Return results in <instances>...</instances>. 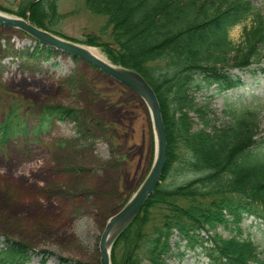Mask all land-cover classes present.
I'll list each match as a JSON object with an SVG mask.
<instances>
[{
	"label": "trees",
	"instance_id": "trees-1",
	"mask_svg": "<svg viewBox=\"0 0 264 264\" xmlns=\"http://www.w3.org/2000/svg\"><path fill=\"white\" fill-rule=\"evenodd\" d=\"M56 1L12 0L16 9L0 5V10L28 18L35 27L57 34L51 27L62 17ZM83 2L91 14L105 17L100 30L107 26L109 36L102 43L97 41L98 36H88L86 43L100 46L112 64L131 68L146 81L157 99L165 132L159 182L131 223L111 243L109 264H135L137 248L148 237L144 226L149 212L160 205L164 210L161 223L152 227L156 236L147 243L149 264H164V259L171 257L178 260L195 249L206 264H264L254 253L251 239L247 235L240 237L236 227L240 214L264 226V135L254 136L255 114L246 107L237 109L224 104L228 124L213 133L205 128L203 109L185 94L190 85H213L216 93L239 87V77L228 71L250 73L249 66L258 63V50L264 46L260 10L250 0ZM236 24L241 26L234 42L228 32ZM32 40L33 46L19 52L21 61L29 59L39 67L38 59L48 60L53 55L80 60ZM258 70L264 73V68ZM9 106L0 122L1 145L8 137L28 130L25 118L19 116L21 107ZM36 110L37 123L32 133L55 119L77 121L81 115L78 110L59 105H44ZM24 113L27 116L30 110ZM189 113L198 120L197 128ZM177 172L189 173V179L176 185L163 182ZM213 222H230L237 233L224 239L209 233L207 228ZM171 230L175 231V240L169 246L164 240L158 241L159 236ZM28 256L26 248L9 242L0 249V264H25Z\"/></svg>",
	"mask_w": 264,
	"mask_h": 264
},
{
	"label": "rangeland",
	"instance_id": "rangeland-1",
	"mask_svg": "<svg viewBox=\"0 0 264 264\" xmlns=\"http://www.w3.org/2000/svg\"><path fill=\"white\" fill-rule=\"evenodd\" d=\"M250 2L264 18V0ZM0 5L16 9L12 0H0ZM56 5L62 17L51 26L57 34L51 33L97 50L112 64L100 46L86 43L88 36L95 35L99 43L109 40L108 27L100 30L105 17L91 14L83 0H57ZM240 26L229 29L231 41L237 39ZM28 37L20 29L0 25V122L12 104L21 107L19 116L28 127L26 134L8 137L0 144V249L11 241L23 246L29 255L25 264H40L41 260L43 264H98L105 219L134 192L154 155L148 113L132 90L81 59L53 55L38 59L39 67L29 59L21 61L19 52L34 45V38ZM258 51V63L249 66L250 73L229 69V74L239 77V87L218 93L213 85L186 88L187 97L204 111L206 130L214 133L229 121L223 110L224 104H230L252 109L254 136L264 135V73L258 70L264 68V46ZM44 105L78 110L80 119H55L32 133L36 107ZM26 110H30L27 116ZM188 115L197 128L195 115ZM189 176L172 173L163 182L176 185ZM161 206L149 212L144 226L148 237L137 248L135 264H149L147 243L156 236L152 227L161 223ZM239 216L238 234L247 235L256 256L264 260V226L246 214ZM207 229L223 239L237 233L230 222H213ZM174 237L171 230L158 241L169 246ZM205 261L195 249L178 260L164 259V264Z\"/></svg>",
	"mask_w": 264,
	"mask_h": 264
},
{
	"label": "water",
	"instance_id": "water-1",
	"mask_svg": "<svg viewBox=\"0 0 264 264\" xmlns=\"http://www.w3.org/2000/svg\"><path fill=\"white\" fill-rule=\"evenodd\" d=\"M0 25L20 29L22 32L44 43L46 46L56 51L77 57L99 69L105 76L121 84L128 90H132L140 100L143 101L148 113L149 122L153 132L154 151L153 158L148 171L142 181L136 186L134 192L127 198L124 204L109 215L101 230L98 242V264H109L108 250L111 243L117 238L126 225L131 223L146 197L153 191L154 186L159 182L160 173L163 169L165 158V132L163 131L162 121L158 110L157 100L153 90L150 89L146 81L139 74L131 69L120 65H112L105 60L94 57L86 48L69 40L61 39L50 34L48 31L32 25L28 18L14 17L0 13Z\"/></svg>",
	"mask_w": 264,
	"mask_h": 264
},
{
	"label": "bare ground",
	"instance_id": "bare-ground-1",
	"mask_svg": "<svg viewBox=\"0 0 264 264\" xmlns=\"http://www.w3.org/2000/svg\"><path fill=\"white\" fill-rule=\"evenodd\" d=\"M0 13H2V12H0ZM2 14H4V13H2ZM4 15H6V14H4ZM85 48L94 56V57H98V58H101V59H103L102 57H101V55H100V53L97 51V50H95V49H93V48H91V47H86L85 46ZM71 59V58H70ZM104 60V59H103ZM84 62V61H83ZM106 78V77H105ZM151 86V85H150ZM76 135V134H75ZM70 136V135H69ZM72 136V135H71ZM78 146V145H77ZM167 159V158H166ZM7 242V241H6ZM12 242V241H11ZM9 244V243H8ZM23 245V244H22ZM113 245V244H112ZM20 246V245H19ZM8 247V246H7ZM112 249V248H111ZM3 252V251H2ZM33 252V251H32ZM44 255V254H43ZM110 258V257H109ZM60 263V262H59ZM66 264V263H65ZM112 264V263H111Z\"/></svg>",
	"mask_w": 264,
	"mask_h": 264
}]
</instances>
